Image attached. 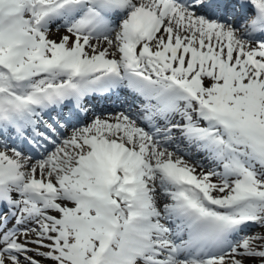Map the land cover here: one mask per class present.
<instances>
[{
    "label": "snow or ice",
    "instance_id": "snow-or-ice-1",
    "mask_svg": "<svg viewBox=\"0 0 264 264\" xmlns=\"http://www.w3.org/2000/svg\"><path fill=\"white\" fill-rule=\"evenodd\" d=\"M0 264H264V0H0Z\"/></svg>",
    "mask_w": 264,
    "mask_h": 264
}]
</instances>
